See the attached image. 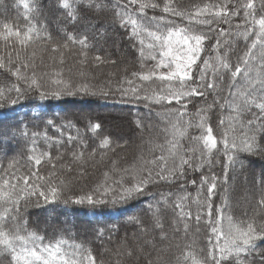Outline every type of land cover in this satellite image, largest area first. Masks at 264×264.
Returning a JSON list of instances; mask_svg holds the SVG:
<instances>
[{"label": "trees", "instance_id": "obj_1", "mask_svg": "<svg viewBox=\"0 0 264 264\" xmlns=\"http://www.w3.org/2000/svg\"><path fill=\"white\" fill-rule=\"evenodd\" d=\"M0 264H264V0H0Z\"/></svg>", "mask_w": 264, "mask_h": 264}, {"label": "rangeland", "instance_id": "obj_2", "mask_svg": "<svg viewBox=\"0 0 264 264\" xmlns=\"http://www.w3.org/2000/svg\"><path fill=\"white\" fill-rule=\"evenodd\" d=\"M93 28H91V30H92ZM179 43H180V45L182 46V47H185V50H187L188 49V47H189V41L187 40V39H180L179 40ZM98 60V59H97ZM96 60V61H97ZM141 114H143V113H141ZM141 117L142 118H145L146 116H145V113L143 114V115H141ZM157 118H159L158 117V115H157ZM243 165H244V163H242ZM232 181H235V179L234 178H232Z\"/></svg>", "mask_w": 264, "mask_h": 264}]
</instances>
